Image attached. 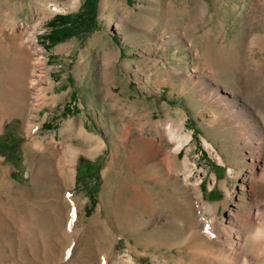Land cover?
I'll return each mask as SVG.
<instances>
[{
  "label": "rangeland",
  "instance_id": "obj_1",
  "mask_svg": "<svg viewBox=\"0 0 264 264\" xmlns=\"http://www.w3.org/2000/svg\"><path fill=\"white\" fill-rule=\"evenodd\" d=\"M84 1L0 0V176L12 197L65 212L75 204L82 229L64 249L47 215L23 227L0 217V264H104L105 255L107 264H204L192 202L200 193L219 227L252 193L236 132L251 108L226 115L210 93L242 74L252 78L244 94L264 99V0H98L94 24L73 25L46 49L49 21ZM40 48L41 85L32 81ZM149 143L176 153L173 172L134 160L143 147L154 152ZM96 160L98 175L78 180L80 164ZM62 229L73 238L72 225Z\"/></svg>",
  "mask_w": 264,
  "mask_h": 264
},
{
  "label": "bare ground",
  "instance_id": "obj_2",
  "mask_svg": "<svg viewBox=\"0 0 264 264\" xmlns=\"http://www.w3.org/2000/svg\"><path fill=\"white\" fill-rule=\"evenodd\" d=\"M43 21L41 19L36 22L35 32L42 26ZM35 42L36 35L33 36L31 43L35 44ZM260 42L262 43V41ZM36 52L38 54V62L32 81L41 85V77L43 76V71H46L47 62L44 51L41 48ZM259 71L262 72V70ZM238 76L236 86H217L214 89V93H210L209 99L213 103L222 105V108L226 110V115L233 110L235 105L243 104L246 108H251L252 110L249 109L252 115L249 118L253 117V120H250L246 113L243 114V111H241L240 119H242L243 125L240 124L241 127H238L236 131L243 142L242 150L245 151L249 160L247 164L249 174L245 176L242 187L245 189V183L247 180L250 181L252 189L251 200L245 203L246 209L244 211L238 210L233 218L220 221L219 227L215 225V215L211 214L212 217H208L205 213L206 210L204 211L205 208L200 205L203 200L200 193L198 194V200L192 202L193 210H195L197 216L196 227L193 226L192 234L200 233L205 243H207L204 249L198 243H194L193 248L195 253L202 258L204 264H264V99L255 93L246 96L242 88H246L247 84L252 82V78H248L247 81L242 74ZM227 93H231L232 97L227 95ZM224 121H227L228 125L232 127V124L235 123L231 122L229 117H225ZM0 127H2L1 124ZM145 139L153 142L152 139ZM36 144H39V149L54 147L52 141L48 143L41 141V143L36 142ZM148 145H152L154 152L143 147V151L140 149L141 153L137 151V156L134 160L141 156L139 159L144 160L148 167L158 168L164 175L173 172V162L176 158V153L172 152L168 147L157 151L158 148L155 144L149 143ZM180 146L177 149H180ZM232 173H234L233 170ZM187 179L188 175H185L184 181L187 182ZM13 187V183L8 178L0 176V217H3L7 223H15L23 227L27 226L25 225L27 218L35 219V222L42 226V222L46 224L47 218L45 215H47L51 220L49 224H46L45 228L50 229L51 234L55 233L57 235L56 238L57 240L59 239L62 248L66 249L68 246V249H72L79 232L82 230L79 226L80 216L77 209H75L76 205L74 204V207L68 212L63 209L59 210V208L52 210L49 207H44L43 201H26L20 195L12 197L9 191ZM16 190L17 192H22L20 189ZM24 192L26 193V191ZM5 195H8V197L6 198ZM64 221L68 222L69 226L72 225L74 229L73 231L70 230L73 235L70 240L69 232L65 236L63 233L62 225ZM2 226L4 227V224ZM208 245H212L213 248L208 247ZM101 262L104 264L108 263L106 255L102 257ZM122 262H125V264H137L132 256H126L122 259Z\"/></svg>",
  "mask_w": 264,
  "mask_h": 264
},
{
  "label": "trees",
  "instance_id": "obj_3",
  "mask_svg": "<svg viewBox=\"0 0 264 264\" xmlns=\"http://www.w3.org/2000/svg\"><path fill=\"white\" fill-rule=\"evenodd\" d=\"M97 1L98 0H85L81 9L75 14H58L53 19L49 21V26L51 27V31L44 35L43 39V46L46 49L51 48L53 45L58 43L59 41L63 40L64 37L71 35L72 31L71 28L73 25L84 24L88 23L94 24V20L97 15ZM97 26H92V29L89 30V33L92 30H95ZM51 59V56H50ZM68 106H65L64 112ZM51 128V125H48ZM16 145V144H13ZM96 161H83L79 168L77 178H88V177H95L98 175V171L100 169V164ZM87 166L85 169L86 171H81V165ZM88 170V172H87ZM91 202L95 205L94 197H91ZM91 211V209H89ZM87 210V211H89Z\"/></svg>",
  "mask_w": 264,
  "mask_h": 264
}]
</instances>
